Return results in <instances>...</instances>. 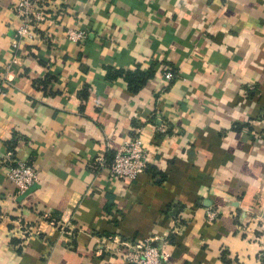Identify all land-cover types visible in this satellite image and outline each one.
Masks as SVG:
<instances>
[{
  "label": "crops",
  "instance_id": "0c3cea01",
  "mask_svg": "<svg viewBox=\"0 0 264 264\" xmlns=\"http://www.w3.org/2000/svg\"><path fill=\"white\" fill-rule=\"evenodd\" d=\"M15 2L0 0V264H123L94 255L110 236L164 237L169 264H264V0H59L53 43L22 41L7 71ZM134 137L146 171L109 179ZM8 151L39 171L25 194Z\"/></svg>",
  "mask_w": 264,
  "mask_h": 264
},
{
  "label": "built area",
  "instance_id": "2783aa9c",
  "mask_svg": "<svg viewBox=\"0 0 264 264\" xmlns=\"http://www.w3.org/2000/svg\"><path fill=\"white\" fill-rule=\"evenodd\" d=\"M61 2L59 0H16L13 11L18 19L15 34L11 41L12 55L5 68L11 70L18 63V50L22 41H45L53 43L52 26L57 18ZM67 38L72 42H83V31H68ZM164 78L171 82L178 78L170 70L164 73ZM3 84L8 81L3 79ZM161 132L165 129L159 127ZM9 166L5 179L16 187V195L25 194L39 182V171L21 160H15L12 152L6 153ZM149 152L142 146L138 137L123 142L114 152L109 165L105 168L109 179L113 181H136L145 171ZM220 213L209 207L205 209V221L213 224L219 220ZM42 220L51 227L57 228L66 242L73 237V229L68 222H58L50 213H44ZM20 232L25 236H39L40 233L31 226L22 225ZM255 236L264 247V220L255 223ZM175 232V231H174ZM166 238L148 237L141 241L121 239L117 236L100 238L94 248L96 256L118 257L123 264H169L163 246ZM264 255V249L262 251Z\"/></svg>",
  "mask_w": 264,
  "mask_h": 264
}]
</instances>
